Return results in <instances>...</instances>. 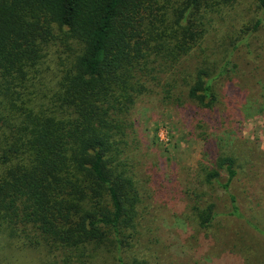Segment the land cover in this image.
I'll return each mask as SVG.
<instances>
[{
	"label": "trees",
	"instance_id": "1",
	"mask_svg": "<svg viewBox=\"0 0 264 264\" xmlns=\"http://www.w3.org/2000/svg\"><path fill=\"white\" fill-rule=\"evenodd\" d=\"M262 30L264 0H0V247L141 264L125 261L147 208L135 109L157 94L166 108L214 110ZM223 149L200 161L189 193L206 230L241 216L240 162ZM216 187L229 197L222 212L205 199Z\"/></svg>",
	"mask_w": 264,
	"mask_h": 264
},
{
	"label": "rangeland",
	"instance_id": "2",
	"mask_svg": "<svg viewBox=\"0 0 264 264\" xmlns=\"http://www.w3.org/2000/svg\"><path fill=\"white\" fill-rule=\"evenodd\" d=\"M258 36L263 40L257 43L259 54L253 59L244 49L238 53L241 75L221 88L214 110L201 109L191 100L166 108L157 94L144 97L135 109L143 135L136 171L147 208L136 244L126 253L127 263L264 264V50L259 48H264V30ZM195 60L186 59L180 69L190 70ZM205 131L209 142L196 137ZM219 145L235 152L240 162L232 192L241 216L222 213L206 230L194 221L189 193L198 182L200 161L208 162ZM226 179L223 173L222 181ZM217 188L205 199L215 201L222 212L229 197ZM13 242L8 246L6 239L0 247V264H67L62 251ZM94 264L115 263L101 257Z\"/></svg>",
	"mask_w": 264,
	"mask_h": 264
}]
</instances>
